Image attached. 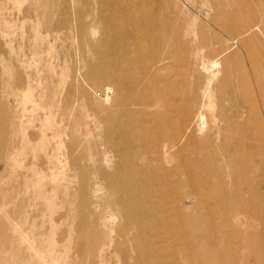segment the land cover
Wrapping results in <instances>:
<instances>
[{"label":"rangeland","instance_id":"374dc122","mask_svg":"<svg viewBox=\"0 0 264 264\" xmlns=\"http://www.w3.org/2000/svg\"><path fill=\"white\" fill-rule=\"evenodd\" d=\"M263 22L0 0V264H264Z\"/></svg>","mask_w":264,"mask_h":264},{"label":"bare ground","instance_id":"6f19581e","mask_svg":"<svg viewBox=\"0 0 264 264\" xmlns=\"http://www.w3.org/2000/svg\"><path fill=\"white\" fill-rule=\"evenodd\" d=\"M204 9H206V8H204ZM235 18H237L238 20H239V17L238 16H235ZM259 22H262V21H259ZM259 22H257V23H259ZM262 24H264V22L262 23ZM242 30H240L239 28H238V24H232V30H230L229 31V33H230V37H229V40H235V39H233L234 38V35H236V34H238V33H243V32H246L247 31V28L243 25V28H241ZM239 41H244V39H239ZM237 58V57H236ZM107 159V158H106ZM1 210V209H0ZM110 224V223H109ZM14 232L16 233V235L17 236H11V238L13 239V240H15V241H17V240H19V241H21V242H28V239H27V237L25 236V235H23L21 232H19V231H15L14 230ZM34 257L37 259V260H44V262H46V260L43 258V255L40 253V252H38L37 250H34ZM47 263V262H46ZM49 263V262H48Z\"/></svg>","mask_w":264,"mask_h":264}]
</instances>
